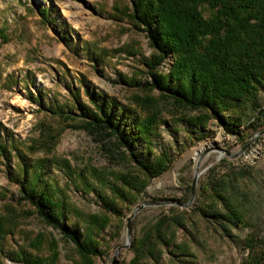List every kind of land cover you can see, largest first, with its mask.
<instances>
[{"label": "rangeland", "instance_id": "obj_1", "mask_svg": "<svg viewBox=\"0 0 264 264\" xmlns=\"http://www.w3.org/2000/svg\"><path fill=\"white\" fill-rule=\"evenodd\" d=\"M125 0H0V136L14 137L15 148L0 155V264H17L8 255L28 249V242L41 234L54 238L60 254L57 264H70L71 254L61 234L46 227L28 201L22 199L19 184L13 180L31 179L41 172L37 182L53 189L63 198L66 224L79 222L88 215H102L93 192H86L81 180L92 169L104 172L126 171L124 161H109L103 148L92 137L76 128L77 122L51 115L39 106H74L73 94L87 103L83 85L131 105V97H158L140 87H130L120 79L149 81L140 63L152 49L145 32L113 17V7ZM38 9H46L42 19ZM172 58L159 68L168 72ZM145 91V92H144ZM36 100L37 102H35ZM264 107V96L260 98ZM175 116V118H174ZM154 152L163 149L172 157L170 168L151 180L136 204L123 210V218L110 216L101 233L102 255L95 264H111L118 246L126 242V224L132 212L143 206L131 219V243L117 256L116 264H128L134 254L131 244L147 235V246L154 243V228L166 219L165 237L174 232L168 247L159 246L160 254H144V264H264V135L259 136L239 157L230 158L257 131L240 128L242 137L226 134L216 120L207 126L209 135L200 141L187 131L176 115L163 111ZM139 142V141H138ZM195 160V151L206 145ZM139 150L144 155L143 145ZM200 160L196 195L187 208L174 204L189 199L196 164ZM224 180L235 195L246 224L221 229L212 217L222 205L215 204L203 190L210 181ZM205 191V190H204ZM182 226H170L172 218Z\"/></svg>", "mask_w": 264, "mask_h": 264}, {"label": "trees", "instance_id": "obj_2", "mask_svg": "<svg viewBox=\"0 0 264 264\" xmlns=\"http://www.w3.org/2000/svg\"><path fill=\"white\" fill-rule=\"evenodd\" d=\"M113 11L115 19L145 32L152 49L149 56L139 60L149 81H119L155 91L158 97L134 94L131 107L83 85L87 103L80 100L77 90L72 107H39L65 121L77 122L75 127L91 136L109 161H124L130 170L92 169L85 174L82 188L95 194L102 215H88L82 225L66 224L68 209L63 198L55 197L51 187L37 183L41 172L30 180L13 178L22 199L69 246L71 254L66 257L70 264H95V257L103 253L101 233L110 216L123 218V210L136 204L151 180L170 168L173 160L169 151L153 150L159 135L157 125L166 123L161 118L164 110L171 116L177 114L178 121L196 134L198 141L208 137L207 126L212 120L236 137H242V126L257 131L264 125V107L260 105L264 96V0H125ZM38 14L44 20L49 15L46 9H38ZM167 58L173 62L168 72L162 73L159 68ZM15 144L14 137L0 136V155L4 156L9 147L14 149ZM204 190H210L214 203L223 207L222 212L211 214L221 229L246 224L228 182L212 180ZM166 219L156 224L152 245L146 242L151 235L131 244L134 256L128 264H144V254H160L155 248L170 245L174 232L167 238L163 234ZM169 223L182 226L176 217ZM3 232L0 226V237ZM59 257L55 239L41 234L29 240L28 249L8 255L17 264H57Z\"/></svg>", "mask_w": 264, "mask_h": 264}, {"label": "water", "instance_id": "obj_3", "mask_svg": "<svg viewBox=\"0 0 264 264\" xmlns=\"http://www.w3.org/2000/svg\"><path fill=\"white\" fill-rule=\"evenodd\" d=\"M262 135H264V131H259L256 134H254L234 154H230L227 151H224V153L230 158H237V157L241 156L250 147V145L256 140V138H258L259 136H262ZM199 165H200V160H198V162L196 164V169H195L193 180H192V184H191V187H190L189 199H188V201L186 203L181 204L179 202H170V203L166 202V203H152V204H155V205L174 204V205L179 206L181 208L189 207L193 203V201L195 199V195H196V184H197V179H198V176H199V171H198L199 170ZM145 205H147V203H143L141 206H139L136 210H134L132 212L131 216L128 218L127 224H126V242H125V244L120 245V246L117 247V249L115 250V252L113 254V257H112V260H111V264H116L117 263V256H118V254H119V252L121 250L129 248L130 243H131V219Z\"/></svg>", "mask_w": 264, "mask_h": 264}, {"label": "bare ground", "instance_id": "obj_4", "mask_svg": "<svg viewBox=\"0 0 264 264\" xmlns=\"http://www.w3.org/2000/svg\"><path fill=\"white\" fill-rule=\"evenodd\" d=\"M214 147H215V145L212 144V145H206V146H203V147L197 149L195 151V153L193 154V158L196 160L203 151L208 150V149L211 150Z\"/></svg>", "mask_w": 264, "mask_h": 264}]
</instances>
